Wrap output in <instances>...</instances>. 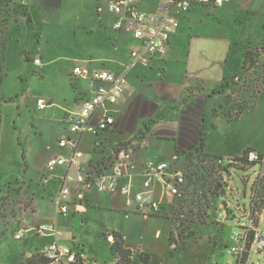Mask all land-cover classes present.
<instances>
[{
  "label": "crops",
  "instance_id": "1",
  "mask_svg": "<svg viewBox=\"0 0 264 264\" xmlns=\"http://www.w3.org/2000/svg\"><path fill=\"white\" fill-rule=\"evenodd\" d=\"M106 1L27 0L25 8L30 19L24 24L4 23L5 12L0 8V32H7L0 34V184L5 186L6 181L24 172L23 148L33 146L29 148L32 164L28 173L41 178L47 161L64 153L58 141L67 129L65 118L78 109L79 101L91 91L86 80L73 78L74 66L89 63L92 69L120 71L129 62L136 41L114 29L115 17L108 10L98 11ZM239 12L254 15L260 25L264 0H231L216 9L196 7L183 17L168 53L154 58L148 68L138 66L129 72L128 91L119 101L121 113L117 115L115 131L104 134L97 147L87 136L80 145L84 161L103 163L113 150L135 137L140 140L135 148L139 168L148 161H170L198 151L224 156L221 144L225 140L215 144L214 135L220 126L236 122L239 111L236 106H229L227 90H217L232 72L230 59L236 31L227 33L222 23L229 16L235 15L236 19ZM211 19L220 27L216 28V35L203 37L193 33V29L209 24ZM37 59L39 65L34 62ZM53 90L65 91L56 96ZM38 99H45L48 106L39 109ZM53 107L57 108L59 122L46 119L44 112ZM228 109L235 117L229 115ZM6 128L8 135L4 138ZM248 149L259 148L247 147L238 154ZM59 186L55 179L43 184L42 189L38 187L36 212L13 220L15 235L25 219L28 227L57 224L64 233L61 242L70 246L75 241L84 245L81 237L87 238L86 235L94 240L102 232H118L132 264L224 262L223 250L228 251L229 241L227 235L219 234L220 228L204 230L216 240L214 245L209 247L203 237L200 243L189 244L190 252L186 254L171 243L165 215L144 219L127 211L124 197L119 194L84 192L79 211L59 214L53 204ZM78 218L84 226L82 236L69 230L70 222ZM2 238L0 264H20L24 255L41 250L54 240L34 232L26 233L22 239L14 235L7 241ZM39 239L45 240L44 245ZM200 249H204L202 255L196 253ZM88 254L92 258L88 264H100L97 249Z\"/></svg>",
  "mask_w": 264,
  "mask_h": 264
},
{
  "label": "built area",
  "instance_id": "2",
  "mask_svg": "<svg viewBox=\"0 0 264 264\" xmlns=\"http://www.w3.org/2000/svg\"><path fill=\"white\" fill-rule=\"evenodd\" d=\"M15 1L23 7L27 6V0ZM230 1L107 0L104 5H99L98 11L106 9L115 17L114 29L129 35L136 43L131 49L129 62L120 71L92 69L89 63L76 65L72 70L73 78L86 80L91 91L79 101L78 109L69 112L65 118L67 129L58 141V147L64 153L51 157L46 163L43 184L55 179L60 182L53 200L59 214L79 211L84 192L91 191L123 196L126 210L144 219L165 215L180 203L187 185L186 171L178 165L180 157L170 161H148L139 168L135 162V148L140 145V140L135 137L113 150L105 162H85V153L80 145L89 136L95 147L101 146L104 134L115 131L117 115L121 113L119 101L128 91L129 72L138 66L148 68L154 58L168 53L183 17L196 7L220 8ZM260 51L264 56V45ZM34 62L40 64L39 59ZM37 105L43 110L48 102L38 99ZM212 161L211 164L218 168V177L225 185L224 189H230L226 171L232 166L247 169L259 166L256 180L260 182L264 179V150L248 149L227 162L225 158ZM257 188L252 193L253 205L258 200ZM256 214L254 206L253 209L251 207L242 231H235L229 238L228 253L235 258V264H246L251 251L264 253V231L261 228L264 221L261 217L257 223ZM22 225L23 228L15 235L16 239L24 238L28 232L54 238L43 249L26 254L24 264L33 259L36 261L34 264H88L92 261L81 242L75 241L71 246L61 242L64 233L57 224L37 223L28 227L27 220L23 219Z\"/></svg>",
  "mask_w": 264,
  "mask_h": 264
},
{
  "label": "rangeland",
  "instance_id": "3",
  "mask_svg": "<svg viewBox=\"0 0 264 264\" xmlns=\"http://www.w3.org/2000/svg\"><path fill=\"white\" fill-rule=\"evenodd\" d=\"M6 5L7 7L3 8V4H0V8L5 12V15L3 14L4 23L24 24L29 21L30 16L26 8L19 5L15 0H9ZM15 13L18 15H14ZM215 18L214 16L213 19ZM213 19L209 24L193 29V33L195 35L199 33L197 35L203 37L216 35V28L220 27L217 21ZM261 19L263 22L259 25L260 21L255 19L254 15L239 12L236 19L235 15L229 16L222 23V28L227 33H231L232 29H236V31L230 59L232 72L227 74L223 85L217 90H225V93L227 90L226 95L230 100L229 106H236L239 112L235 117V114L228 109L229 115L235 117L236 122H231V125L224 124L216 129L214 142L217 144L220 140H225V143L221 144L222 149L225 151L224 156L208 155L198 151L179 158L178 165L187 174V185L182 200L168 210L165 218L169 222L171 243L175 244L176 249L186 254L190 252L189 244L200 243L203 237L209 247L214 245L213 243L216 240L213 239L211 234L204 233L206 228L208 230L220 228L219 234L227 235L229 241L230 236L235 231H242V225L247 222V216L253 206L254 212L257 213L255 216L256 222H260L262 215L264 221V179L260 182L256 180L260 167L251 166L248 169L236 166L230 167V170L226 171L230 189L226 187L224 189L225 185L218 177V168L210 162L216 158H225L227 162L229 158L242 155L243 153H238L251 146L259 148L256 150L260 152L264 150V56L260 51L264 45V16H261ZM1 33L6 34L7 32L2 31ZM53 91L56 96H61L65 90ZM51 101L56 103V100ZM236 101L239 103L234 104ZM44 113L47 115L48 118L46 117V119L48 121L59 122L57 108L53 107ZM3 134L6 138L8 135L7 128ZM30 147L33 146H29L27 149L23 148L24 172L19 177L6 181L5 186L0 184V242H2L3 236L5 241L10 238V235L15 237L14 227L11 225L14 222L13 220L16 221V218L20 216L29 217L37 209L35 196L38 187L43 188L42 180L44 176L41 178L31 176L28 173L29 165L32 162L29 155L31 154ZM258 184H260V187H258V200L253 205L252 193H255L253 190H256ZM223 190L224 192H222ZM221 205L225 206L228 215L227 220L224 222ZM261 228L264 231L262 223ZM69 230L75 236H82L84 226L81 219L72 220L69 224ZM116 235L121 236L118 232L107 231L95 236L94 240L86 235L87 238L81 237V241L89 253L95 251V249L98 250L99 257L97 259L100 264H114L115 261H117L116 264H132L129 256L130 252L124 245H122V248L115 249L114 252L111 251L114 242L116 240L121 242L123 239L122 236L115 238ZM38 241L41 245L45 243L44 239ZM202 251L204 249H200L196 253L201 252L200 255H202L204 253ZM223 252V264H233L234 258L227 253L228 251L223 250ZM25 258L26 255L21 258L20 264H24ZM246 264H264V253L259 254L251 251Z\"/></svg>",
  "mask_w": 264,
  "mask_h": 264
},
{
  "label": "trees",
  "instance_id": "4",
  "mask_svg": "<svg viewBox=\"0 0 264 264\" xmlns=\"http://www.w3.org/2000/svg\"><path fill=\"white\" fill-rule=\"evenodd\" d=\"M5 0H0V4H3V8H6L7 7V3H9V0L7 1V2H4ZM1 83H2V80L0 79V86H1ZM121 236H115V238H120ZM122 245H124V242H123V239H122V241L121 242H119L118 240H116L115 242H114V244H113V246H112V249H111V251H113L114 252V250L115 249H117V248H122ZM112 252V253H113ZM114 254V253H113ZM124 257H126V256H124ZM41 261H43V263H48V261L47 260H41ZM34 263H36V261H35V259H33V260H30V261H28L27 262V264H34Z\"/></svg>",
  "mask_w": 264,
  "mask_h": 264
},
{
  "label": "water",
  "instance_id": "5",
  "mask_svg": "<svg viewBox=\"0 0 264 264\" xmlns=\"http://www.w3.org/2000/svg\"><path fill=\"white\" fill-rule=\"evenodd\" d=\"M115 157H116V153L114 154L113 159ZM221 209L223 210V221H225L226 217H227V211L225 210V206L224 205H221Z\"/></svg>",
  "mask_w": 264,
  "mask_h": 264
}]
</instances>
